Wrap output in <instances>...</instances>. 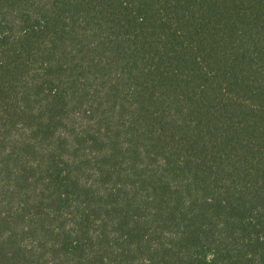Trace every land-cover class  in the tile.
I'll return each mask as SVG.
<instances>
[{
  "label": "trees",
  "instance_id": "obj_1",
  "mask_svg": "<svg viewBox=\"0 0 264 264\" xmlns=\"http://www.w3.org/2000/svg\"><path fill=\"white\" fill-rule=\"evenodd\" d=\"M0 264H264V0H0Z\"/></svg>",
  "mask_w": 264,
  "mask_h": 264
}]
</instances>
